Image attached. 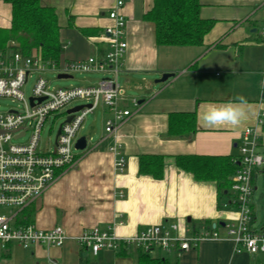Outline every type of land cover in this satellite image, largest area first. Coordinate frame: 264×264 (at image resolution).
Segmentation results:
<instances>
[{"label":"crops","instance_id":"crops-1","mask_svg":"<svg viewBox=\"0 0 264 264\" xmlns=\"http://www.w3.org/2000/svg\"><path fill=\"white\" fill-rule=\"evenodd\" d=\"M115 1L40 0L57 16L61 46L58 65L105 55L108 47L100 33L112 25L108 15ZM199 2L200 18L213 21V28L202 45L179 47L155 44L154 26L143 20L153 0H125L118 10L126 20L127 44L118 84L125 92L122 107L131 116L117 131L124 171L117 174L113 170L109 148L114 141L104 131L111 114L99 103L90 114L100 108V132L93 128V139L83 136L87 147L78 153L75 165L60 171L40 197L21 211V221L39 230L61 227L67 236L65 242L61 247L0 249V264H48L49 259L58 264H136L138 251L134 249L120 254L103 250L93 256L78 246L76 238L83 229L109 225H114L120 238L132 237L148 226L176 225L180 236H188L216 225L219 239H204L196 249L185 252L150 254L172 264H264V255L237 251L226 234L225 227L238 216L231 187L220 192L216 182L197 180L175 162L182 156L237 160L247 128L256 130L257 153L264 158V120L257 124L259 115L264 114V91L260 89L264 73V0ZM10 27L11 5L0 0V30ZM166 73L174 77L154 83ZM76 75L74 86L68 88H86L99 82H91L85 74ZM68 76L66 79H72ZM238 97H243L247 115L240 125L204 123L206 111L239 103ZM173 113H193L196 131L182 138L170 136L169 115ZM141 155L163 157L161 179L138 173ZM252 187L251 228L258 231L255 225L259 208H264V167L253 175Z\"/></svg>","mask_w":264,"mask_h":264},{"label":"built area","instance_id":"built-area-1","mask_svg":"<svg viewBox=\"0 0 264 264\" xmlns=\"http://www.w3.org/2000/svg\"><path fill=\"white\" fill-rule=\"evenodd\" d=\"M124 2L125 0L115 1L114 8L108 15L112 25L100 33V39L108 47L101 59L91 57L61 66L44 61L38 50H31L26 54L19 49L0 51V98H11L23 104L20 111L10 108L7 112H0V208L10 211L17 209L9 214H0V249L17 246L30 250L34 247L63 245L67 236L61 227L44 231L37 229L33 224L16 219L22 210L40 197L60 171L75 165L78 154L74 146L78 131L85 117L92 113L99 103L111 114L105 122L104 131L114 141L109 148L114 158L113 170L117 174L123 173L125 161L117 142V131L131 116V113L122 107L125 92L118 84L123 56L127 49L124 41L126 20L118 13ZM10 45L15 46L13 42ZM46 70L66 75L104 73L108 77L91 87L50 89L43 76ZM33 74L35 79L31 95L26 98L22 88ZM260 89L264 91V73ZM30 98L33 99L32 105ZM39 99L42 101L39 102ZM76 101H86L90 106L74 113L70 122L63 123L67 117L66 107ZM133 104L136 105V102L133 101ZM56 118L63 120L56 143L54 140L51 147L45 145V149H39V139L45 123ZM262 120L264 114L259 115L257 124H261ZM28 133L30 135L25 143L15 142L26 137ZM257 138L254 128L245 129L241 137L238 168L231 185L232 202L238 216L235 222L225 227L235 249L250 255H264V230L255 231L251 228L252 177L264 167V158L257 153ZM204 239H219L216 225H209L188 236H180L176 225L148 226L141 228L134 236L125 238L117 237L114 225H109L104 229H83L76 242L79 247L96 256L103 250L113 253L130 249L149 253L161 251L165 254L174 251L185 252L196 249ZM48 264L58 263L49 259Z\"/></svg>","mask_w":264,"mask_h":264},{"label":"trees","instance_id":"trees-1","mask_svg":"<svg viewBox=\"0 0 264 264\" xmlns=\"http://www.w3.org/2000/svg\"><path fill=\"white\" fill-rule=\"evenodd\" d=\"M4 1L11 5V27L0 30V51L19 49L26 54L34 49L40 52L44 61L56 65L61 46L55 10L43 6L40 0ZM200 6L199 0H153V7L143 20L154 26L155 44L202 45L214 22L200 18ZM168 125L170 136L182 138L196 131V118L193 113H173L169 115ZM175 162L179 169L190 172L197 180L216 182L220 192L231 187V176L238 168V161L229 157L182 156L176 157ZM163 166L161 156L141 155L138 158L140 175L161 179ZM137 253L136 264H172L167 259L152 257L149 252Z\"/></svg>","mask_w":264,"mask_h":264},{"label":"rangeland","instance_id":"rangeland-1","mask_svg":"<svg viewBox=\"0 0 264 264\" xmlns=\"http://www.w3.org/2000/svg\"><path fill=\"white\" fill-rule=\"evenodd\" d=\"M58 73L55 71H49L46 70L43 73L44 78L48 82V86L50 89H58V88H68L71 86H74L75 84V78H77L76 74H71L72 79H57ZM88 75V77L92 78L90 79L91 82H98L104 78H107L108 75L104 73H91V74H85ZM35 79V75L33 74L31 78L29 79L28 83L22 88V93L26 98H29L31 95V89L32 85ZM119 83L121 82V77L118 78ZM88 104L86 101H76L71 103L66 109H70L76 106H82ZM10 108H13L17 111L22 110L23 104L20 103L19 101L12 100L11 98H0V112H7ZM65 109V110H66ZM100 108H98L93 114H89L86 116L84 119L82 126L80 130L78 131L77 136H87L91 137V139L94 138V136L91 134V130L95 128V132L97 131L98 133L100 132ZM52 119V117H51ZM61 118H56L55 120H51L45 123L43 130L40 135L39 139V149H45V145L51 147V144H53L54 139H55V134L56 131L59 127V125L62 123ZM30 133L26 135V137H23L15 142L19 143H25L28 138H29ZM76 154L80 153V151H75ZM252 200V199H251ZM261 206V205H260ZM17 209L9 210V209H2L0 208V214H9V212H15ZM21 213L17 217V221L21 220ZM264 223V208L260 207L259 208V214L257 217V223L255 225L256 230L260 231L261 227L264 226L262 225Z\"/></svg>","mask_w":264,"mask_h":264},{"label":"clouds","instance_id":"clouds-1","mask_svg":"<svg viewBox=\"0 0 264 264\" xmlns=\"http://www.w3.org/2000/svg\"><path fill=\"white\" fill-rule=\"evenodd\" d=\"M239 103H228L220 107H212L203 114V121L209 126H217L218 124H229L238 126L247 119L245 109L243 107L245 101L243 97H238Z\"/></svg>","mask_w":264,"mask_h":264},{"label":"water","instance_id":"water-1","mask_svg":"<svg viewBox=\"0 0 264 264\" xmlns=\"http://www.w3.org/2000/svg\"><path fill=\"white\" fill-rule=\"evenodd\" d=\"M173 77H174L173 74H168V73H166V74H163V75L161 76V78L158 79V80H156L154 83H155V84L165 83V82H167L169 79H171V78H173ZM66 78H69V76L66 75V74H59V75L57 76V79H66ZM29 101H30V104L32 105L33 99L30 98ZM38 101L40 102V101H42V99H39ZM89 106H90V105H82V106H76V107H73V108L68 109V110L66 111V113H67V117H66V119L64 120L63 123H68V122H70V120L72 119L74 113L80 111V110L83 109L84 107H89ZM61 126H62V123L59 125V127H58V129H57V131H56L55 139H54V140H55V143H56V139H57V137H58L59 134H60ZM74 147H75V150H77V151H80V152H81V151H84L85 148H86V138L83 137V136H82V137H79V138L77 139V141H76Z\"/></svg>","mask_w":264,"mask_h":264}]
</instances>
